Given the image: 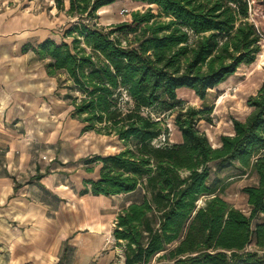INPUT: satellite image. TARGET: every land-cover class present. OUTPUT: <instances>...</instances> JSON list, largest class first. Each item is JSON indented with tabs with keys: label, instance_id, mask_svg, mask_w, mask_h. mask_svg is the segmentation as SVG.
Instances as JSON below:
<instances>
[{
	"label": "trees",
	"instance_id": "obj_1",
	"mask_svg": "<svg viewBox=\"0 0 264 264\" xmlns=\"http://www.w3.org/2000/svg\"><path fill=\"white\" fill-rule=\"evenodd\" d=\"M77 22L66 36L32 47L49 77L64 76L71 118L83 133L116 138L124 150L81 160V195L112 198L141 191V202L119 212L113 233L124 264H260L247 248L264 250V85L245 121L215 148L197 128L203 110L181 107L178 92L208 93L255 63L264 32L250 19V0H135L147 5L131 21L108 27L97 13L121 0H55ZM178 111L182 143L155 142L168 130L154 114ZM238 167L257 178L243 189L250 216L217 195L212 165ZM42 176H39V178ZM206 199L202 206L198 203Z\"/></svg>",
	"mask_w": 264,
	"mask_h": 264
},
{
	"label": "crops",
	"instance_id": "obj_2",
	"mask_svg": "<svg viewBox=\"0 0 264 264\" xmlns=\"http://www.w3.org/2000/svg\"><path fill=\"white\" fill-rule=\"evenodd\" d=\"M6 1L0 0L1 10ZM64 4L67 10L69 0ZM43 17L0 11V264H100L109 245L103 235L110 232L102 210L116 197L81 195L87 180L83 174L72 175L57 160L43 162L45 151L29 144L32 119L44 108L27 95L32 85L28 74L33 73L29 63H44L32 48L23 49L50 39L40 29ZM44 73L52 78L45 66Z\"/></svg>",
	"mask_w": 264,
	"mask_h": 264
},
{
	"label": "rangeland",
	"instance_id": "obj_3",
	"mask_svg": "<svg viewBox=\"0 0 264 264\" xmlns=\"http://www.w3.org/2000/svg\"><path fill=\"white\" fill-rule=\"evenodd\" d=\"M250 3V19L264 32V0H250ZM55 5L54 0H7L5 7L0 11L12 12L14 17L30 18L43 15V20L40 21V25H42L40 29L45 30L43 34L58 45L64 42L71 45L73 41L66 36V31L76 24L77 18L70 19L64 13H59L54 8ZM148 8L147 5L135 0H121L113 6L101 9L93 23H96L98 27L106 28L111 25L130 22L132 12H144ZM30 27L28 26L27 30H33ZM31 33L22 32L21 35L28 36ZM19 64L23 65L21 61H19ZM29 65L31 71H33L31 74L33 77L29 72L30 77H28V80H30V84H35V86L28 87L29 93L27 95L35 99V104L41 103V107H44L42 115L40 117L35 116L32 119L35 126L33 133L31 132L28 136L30 139L29 144L34 148L41 147L45 151L47 160H44L43 157V162L57 160L56 163H66L72 175L83 174L85 179L98 178L100 168H97L94 174L89 175L86 173L85 167H82L81 160L93 156L107 157L115 155L123 151L124 146L113 137L98 135L94 132L83 133L84 125L71 118L72 108L69 106V101L64 99L67 94L66 86H68L66 78L61 76L59 79L63 84L59 85L57 78L47 79L44 73V64L34 61L33 63L30 62ZM263 85L264 38L262 51L255 63L250 66H241L233 77L211 90L204 102L193 91L186 89L178 92V100L181 107L204 111L205 114L201 116L197 128L208 137L211 145L217 148L220 146L223 136L234 134L233 121H245L250 115L252 109L248 105L249 100L258 94ZM18 87L20 89L23 86ZM64 112L66 113L63 119L59 120L58 115ZM177 114L178 111L163 115L154 114V118L161 121L164 128L168 130L166 135L155 142L156 146L165 143L171 145L182 143V135L174 122ZM57 131L58 134L54 138L53 134ZM212 183L217 188V195L235 209L240 210L246 216H250L251 209L248 206L247 196L244 194L243 189L256 185L257 178L254 175L250 173L243 175L236 166L219 168L214 164L212 165L210 180V184ZM142 196V192L138 191L127 197L113 198L111 202L103 206L102 215L109 217L110 232L103 235L109 239V245H106V249L102 253L100 264H124L123 251L116 246L113 236L116 218L123 208L132 203L141 202ZM205 201L206 199H202L198 206H202ZM78 208L76 209L80 220L81 212ZM256 222H264V215H261ZM247 252L254 254L261 262L260 264H264V250H258L254 245H251L247 248Z\"/></svg>",
	"mask_w": 264,
	"mask_h": 264
},
{
	"label": "built area",
	"instance_id": "obj_4",
	"mask_svg": "<svg viewBox=\"0 0 264 264\" xmlns=\"http://www.w3.org/2000/svg\"><path fill=\"white\" fill-rule=\"evenodd\" d=\"M43 159H44V160H47V158H46V157H44Z\"/></svg>",
	"mask_w": 264,
	"mask_h": 264
}]
</instances>
